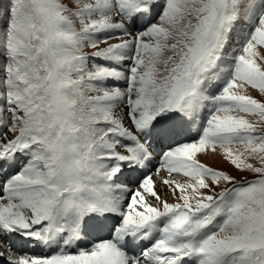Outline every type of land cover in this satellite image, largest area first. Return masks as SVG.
Instances as JSON below:
<instances>
[{"label": "snow or ice", "instance_id": "snow-or-ice-1", "mask_svg": "<svg viewBox=\"0 0 264 264\" xmlns=\"http://www.w3.org/2000/svg\"><path fill=\"white\" fill-rule=\"evenodd\" d=\"M0 264H264V0H0Z\"/></svg>", "mask_w": 264, "mask_h": 264}, {"label": "rangeland", "instance_id": "rangeland-1", "mask_svg": "<svg viewBox=\"0 0 264 264\" xmlns=\"http://www.w3.org/2000/svg\"><path fill=\"white\" fill-rule=\"evenodd\" d=\"M255 94V93H253ZM208 163L214 165V166H218V167H224V168H228V165L223 164L220 160H213V159H208L207 160ZM234 175H237L238 178H240V174L238 173H233Z\"/></svg>", "mask_w": 264, "mask_h": 264}, {"label": "bare ground", "instance_id": "bare-ground-1", "mask_svg": "<svg viewBox=\"0 0 264 264\" xmlns=\"http://www.w3.org/2000/svg\"><path fill=\"white\" fill-rule=\"evenodd\" d=\"M209 159H213V160H220V158L219 157H215V158H209Z\"/></svg>", "mask_w": 264, "mask_h": 264}]
</instances>
